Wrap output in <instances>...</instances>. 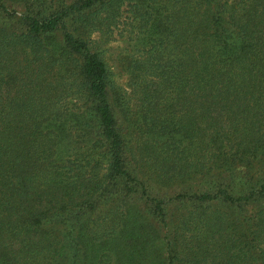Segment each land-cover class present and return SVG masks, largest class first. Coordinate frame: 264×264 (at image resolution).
I'll return each instance as SVG.
<instances>
[{
  "label": "trees",
  "instance_id": "obj_1",
  "mask_svg": "<svg viewBox=\"0 0 264 264\" xmlns=\"http://www.w3.org/2000/svg\"><path fill=\"white\" fill-rule=\"evenodd\" d=\"M0 264H264V0H0Z\"/></svg>",
  "mask_w": 264,
  "mask_h": 264
},
{
  "label": "rangeland",
  "instance_id": "obj_2",
  "mask_svg": "<svg viewBox=\"0 0 264 264\" xmlns=\"http://www.w3.org/2000/svg\"><path fill=\"white\" fill-rule=\"evenodd\" d=\"M8 9L11 13L15 11L14 17L9 20L8 24L15 26L16 28L21 27V21H22V15L27 14L25 11V8L22 6H16V5H10L8 6ZM67 28L73 31L75 35L83 36V38H89L90 42H92V46H95V50H100L103 59L106 61L108 68L111 71V81L115 85V90L117 93H122V95H128L131 94L130 88L128 86L129 81L127 77V73L125 72V66L127 65V62L129 61V55H131L134 51H137L136 41L133 39L135 35H133V32H130L131 28L126 26L124 29V25H120L119 27H116L111 30H104L99 31H93L90 34H86L82 28H78V26L71 25L70 21L67 22ZM63 30V25H59L57 30L53 32V40L57 47L62 44L61 42V34ZM87 36V37H86ZM47 66L51 69L49 70V75L51 76L54 74V67H52V64L50 65V62H47ZM34 74H36L34 72ZM33 74V75H34ZM127 92V93H126ZM133 95V94H131ZM64 105L67 107L68 110L72 109V111H76L80 107H83L84 101L82 97L79 94L71 92L66 98H64ZM67 110V111H68ZM66 112V111H65ZM63 112V113H65ZM47 113V112H43ZM117 116H121L122 113H116ZM72 137H75L72 135ZM92 139V135H89L87 138L83 139L86 145L90 143V140ZM83 147L84 144H79ZM99 150H103L102 145H100ZM135 151V148H134ZM100 153V152H99ZM104 155V154H103ZM135 155H137V159H139L137 152L135 151ZM130 158V154H129ZM134 160V161H136ZM140 160V159H139ZM140 164H142V161L140 160ZM129 167H135L136 163H133L132 160L130 161ZM138 176L141 179H146L144 174V170H138ZM148 176V175H147ZM148 179V178H147ZM148 179L147 189L156 191L159 193L160 197H166V196H173L175 191H177L178 187L177 185L173 184L172 182L163 184V185H157L154 183V181H150ZM152 183V184H151ZM139 189V187H138ZM158 189V190H157ZM173 220L175 216H172Z\"/></svg>",
  "mask_w": 264,
  "mask_h": 264
}]
</instances>
